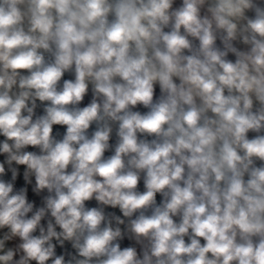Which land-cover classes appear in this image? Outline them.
Returning a JSON list of instances; mask_svg holds the SVG:
<instances>
[{
	"label": "clouds",
	"instance_id": "obj_1",
	"mask_svg": "<svg viewBox=\"0 0 264 264\" xmlns=\"http://www.w3.org/2000/svg\"><path fill=\"white\" fill-rule=\"evenodd\" d=\"M0 264H264V0H0Z\"/></svg>",
	"mask_w": 264,
	"mask_h": 264
}]
</instances>
